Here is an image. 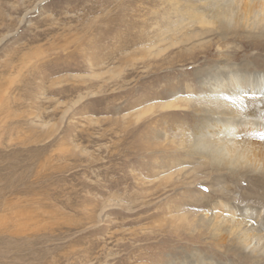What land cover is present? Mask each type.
<instances>
[{"label":"rangeland","instance_id":"1","mask_svg":"<svg viewBox=\"0 0 264 264\" xmlns=\"http://www.w3.org/2000/svg\"><path fill=\"white\" fill-rule=\"evenodd\" d=\"M242 1L0 0V264H261L237 237L264 239V174L204 144L245 130L264 159V0Z\"/></svg>","mask_w":264,"mask_h":264},{"label":"bare ground","instance_id":"2","mask_svg":"<svg viewBox=\"0 0 264 264\" xmlns=\"http://www.w3.org/2000/svg\"><path fill=\"white\" fill-rule=\"evenodd\" d=\"M231 1H233V0H231ZM234 3H236V1ZM230 6L228 7L229 9L224 7L229 12H224L226 10H222V11L220 10L218 12L220 19L224 23L231 22L232 16L234 14L232 12L231 8L232 7L235 8V6H231V7ZM237 10H238V8L236 9V11ZM186 16H188V14H179L180 19L181 20L183 19V21H186V19H185ZM254 16L256 17V15H254ZM254 24L255 25L256 24H264V14L260 17H256ZM178 25H180V24H178ZM262 83H263V80L259 81V85L261 87H263ZM244 86L245 85H243L241 88L244 89ZM245 88H247V87H245ZM235 95H238V94L236 93ZM174 101H176V100H174ZM174 101H169V102L159 104L160 110H163V109H179L177 107H180V106L177 105L176 102H174ZM178 103H179V101H178ZM230 107L236 111H239L238 110L239 106H237L235 104L230 105ZM151 110H152V107L148 106V108H146L143 113L138 115V118H140L141 116L145 115L148 112H151ZM242 123L247 124L246 122H242ZM249 126H254V123H250ZM240 127H241V125L239 126V128ZM233 131H234V128H227V130L225 129V131L218 130V131L212 132L211 135H208V136H206V138H204V142H205L204 144H205L206 148L210 150L211 158L212 159L214 158L215 160H217L218 162H220L224 165L234 164V165H242L243 166V165L249 164L250 168H252L254 170L258 169V170L262 171L264 174V159H258L257 165L255 163L250 162L249 159L242 152L236 150L235 146L232 144V140H230V139L236 137L242 143L247 142L249 140V138H248L246 131L245 130H240V131L236 130V132L234 133L236 135L232 136V138H230L229 134ZM261 134L264 137V130L261 131ZM247 231H249L248 228H245L243 231H240V233L237 237V244L239 246L238 249L240 251H242L243 253H249L253 259H259L261 264H264V239H261V236L253 239V237L251 236L252 233L247 234L246 233ZM253 240L255 241V243H252ZM250 261H251V258H249V262Z\"/></svg>","mask_w":264,"mask_h":264}]
</instances>
